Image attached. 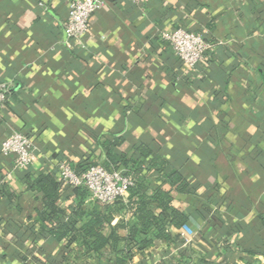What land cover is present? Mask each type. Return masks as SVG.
Instances as JSON below:
<instances>
[{"label": "crops", "instance_id": "crops-1", "mask_svg": "<svg viewBox=\"0 0 264 264\" xmlns=\"http://www.w3.org/2000/svg\"><path fill=\"white\" fill-rule=\"evenodd\" d=\"M71 1L0 0V81L11 88L0 145L20 131L38 154L17 169L0 153V264H116L110 248L88 258L79 242L68 252L40 235L43 193L28 181L52 174L60 208L93 210L89 190L63 185L57 166L101 163L116 138L119 153L143 159L145 144L195 184L172 192L194 242L157 239L123 264H264V0H105L81 43L65 31ZM179 26L212 45L195 68L158 37ZM147 163L141 173L158 177ZM129 217L119 211L113 224Z\"/></svg>", "mask_w": 264, "mask_h": 264}, {"label": "trees", "instance_id": "trees-1", "mask_svg": "<svg viewBox=\"0 0 264 264\" xmlns=\"http://www.w3.org/2000/svg\"><path fill=\"white\" fill-rule=\"evenodd\" d=\"M121 142L120 138L106 140L102 143L106 151L103 162L86 160L80 165L82 172L92 165L104 166L109 171L123 166L126 169L123 174L133 177L135 183L127 194L111 204L97 201L93 210L74 207L68 211L57 205L60 184L52 174H41L35 179L28 177L30 187L43 193L42 206L36 209L37 218L42 225L40 235L63 242L68 252L72 251L74 243L79 242L88 258L100 256L104 249L110 248V260L116 264L132 259L135 251L143 252L157 239L174 241L180 238L179 234L173 235L168 226L181 228L190 216L173 205L172 192L189 193L195 184L180 172L172 170L167 159L153 155L145 144L138 148L141 157L148 159V169H155L160 175L150 178L142 174L143 159L128 158L115 150ZM0 153L2 154L1 145ZM81 171L76 172L82 173ZM8 193L9 197L13 196L11 192ZM208 199L214 200L216 196L212 194ZM156 208L160 209L159 213L155 212ZM119 211L130 213V217L127 222L115 225L114 214ZM119 227L127 228L126 236L118 233ZM63 256L66 260L67 255Z\"/></svg>", "mask_w": 264, "mask_h": 264}, {"label": "built area", "instance_id": "built-area-1", "mask_svg": "<svg viewBox=\"0 0 264 264\" xmlns=\"http://www.w3.org/2000/svg\"><path fill=\"white\" fill-rule=\"evenodd\" d=\"M127 1L138 4L145 0ZM104 5L105 0L71 1L65 22V31L68 36L80 43L86 40L91 32L92 15ZM158 37L170 45L173 52L182 61L183 66L188 69L195 68L201 63L212 46L202 33L183 26L174 29H161L158 32ZM10 89L9 82L0 81V118ZM1 152L4 156L13 159L14 167L17 169H28L34 165L38 158L35 140L20 131L10 132L2 139ZM57 171L63 185L85 187L96 201L103 204H111L125 196L135 183L132 176L119 171H109L101 165H92L82 173H78L69 163L61 162L57 166ZM178 234L185 245L192 244L196 237V232L188 223L179 228Z\"/></svg>", "mask_w": 264, "mask_h": 264}]
</instances>
